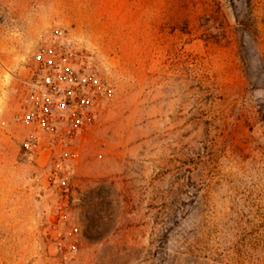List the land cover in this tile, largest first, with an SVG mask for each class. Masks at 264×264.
<instances>
[{
	"label": "rangeland",
	"instance_id": "rangeland-1",
	"mask_svg": "<svg viewBox=\"0 0 264 264\" xmlns=\"http://www.w3.org/2000/svg\"><path fill=\"white\" fill-rule=\"evenodd\" d=\"M57 27L112 94L31 158ZM0 264H264V0H0Z\"/></svg>",
	"mask_w": 264,
	"mask_h": 264
},
{
	"label": "built area",
	"instance_id": "built-area-1",
	"mask_svg": "<svg viewBox=\"0 0 264 264\" xmlns=\"http://www.w3.org/2000/svg\"><path fill=\"white\" fill-rule=\"evenodd\" d=\"M88 57L62 28L52 29L39 43L27 105L15 115L26 130L21 148L27 156L38 157L62 135L73 138L85 131L96 109L111 96V85L90 66Z\"/></svg>",
	"mask_w": 264,
	"mask_h": 264
},
{
	"label": "trees",
	"instance_id": "trees-1",
	"mask_svg": "<svg viewBox=\"0 0 264 264\" xmlns=\"http://www.w3.org/2000/svg\"><path fill=\"white\" fill-rule=\"evenodd\" d=\"M246 3H247V6L248 7H251V5H252V0H246ZM251 15V14H250ZM238 23L240 24V26H242V29H240L243 33H245L246 31H248L247 30V28L245 29V28H243V22L240 20H238ZM244 61H245V59H244Z\"/></svg>",
	"mask_w": 264,
	"mask_h": 264
}]
</instances>
